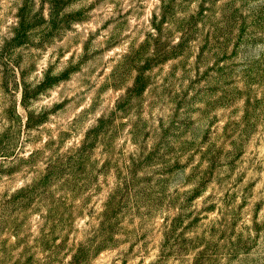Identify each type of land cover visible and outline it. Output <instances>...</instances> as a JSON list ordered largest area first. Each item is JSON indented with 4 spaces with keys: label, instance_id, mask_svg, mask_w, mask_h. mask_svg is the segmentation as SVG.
<instances>
[{
    "label": "rangeland",
    "instance_id": "1",
    "mask_svg": "<svg viewBox=\"0 0 264 264\" xmlns=\"http://www.w3.org/2000/svg\"><path fill=\"white\" fill-rule=\"evenodd\" d=\"M202 2L198 14L208 13L212 24L208 43L218 48L227 40L237 46L243 43L242 49L229 52L249 58L248 67L241 68L246 79L242 77L238 92L222 95L211 119H200L204 114L198 111L180 118L182 105L174 103L164 87L173 67L167 64L157 68L154 81L144 86L138 108L119 105L122 111L117 114L121 92L113 96L106 90L102 107L97 108L110 109L104 130H96L100 117L92 113L77 124L69 102L80 95L77 90L88 92V103L79 106L86 111L104 88L101 80L89 91L87 74H95L99 63L118 61L138 39L132 34L139 18L131 14L124 31L132 39L113 43L115 20L120 19L115 0H65L64 18H73L72 23L59 25L33 70L46 75L53 58L62 74L76 67L57 85V91L66 95L53 96L47 105L28 111L23 106V84L17 80L13 92L11 69L0 68V264H185L190 248L194 251L193 239L215 235L225 219L236 236L233 244L251 251L261 243L264 40L245 37L247 28L236 26V12L228 0ZM63 3L56 0L57 7ZM49 9L51 21V5ZM42 10L36 9V0H0V33L16 31L19 17L18 42L27 40L29 31L44 41L47 33L38 19ZM217 12L220 16L213 21ZM151 16L149 4L148 23ZM146 40L147 33L140 45ZM33 55L22 51L18 59L31 60ZM216 55L209 50L204 57L208 67L203 76L212 82L208 92L213 95L220 80L236 83L228 76L241 67L239 62L229 63L227 54L214 59ZM54 81L49 77L47 84ZM60 103L64 108L53 112ZM37 108L41 115L34 117ZM46 112L51 114L46 117ZM241 123V135L233 140L228 130ZM193 132L200 147L180 161L175 156L185 147L180 137ZM189 162L192 176L199 175L195 184L184 175ZM229 206L228 217H221V208ZM249 229L255 235L245 239ZM226 235L220 232V239Z\"/></svg>",
    "mask_w": 264,
    "mask_h": 264
},
{
    "label": "clouds",
    "instance_id": "2",
    "mask_svg": "<svg viewBox=\"0 0 264 264\" xmlns=\"http://www.w3.org/2000/svg\"><path fill=\"white\" fill-rule=\"evenodd\" d=\"M228 2L230 3V10L236 12V26L244 25L247 28L246 33H244L245 37L247 39L258 37L264 40V0H228ZM149 4L152 9L151 23L145 19ZM50 5L52 20L48 21ZM115 6L120 19L115 20V25L118 27L113 32V43H123L126 39H132V36H136L138 39L127 50V54L118 61L99 63L96 65L95 74H87L89 91L93 90L94 86L98 87L101 80L104 81V88L96 92L92 106L86 111H82L79 106L88 103L86 99L88 92L77 90L80 95L76 96L75 100L69 101L74 106L73 111L77 113V124L86 119L89 113H92L94 117H100L97 121L96 130H104L110 109H103L101 112L97 111V108L102 107L101 101L106 90H112L113 96L116 91L121 92L116 110L117 114L122 111L119 105L130 110L138 108V102L143 98L144 86L154 81L157 76V68L167 64H172L173 67L167 76V83L164 87L169 89L172 101L182 105L179 107L181 119L191 117L193 111L204 114V117L200 119L205 117L211 119L216 114L213 108L220 101V97L222 95L232 97L238 92V86L244 77L241 68L248 67L249 58L237 56L235 52H229V49L234 48L238 51L245 47V44L242 43L237 46L231 40H227L222 48H218L208 43L206 37L209 36L212 24L208 22V13H204L203 17L198 14V9H202L204 6L202 0H115ZM41 7L43 10L38 19L41 20L40 26L47 33L44 41L29 31L27 40L18 42V32L22 30L19 17H17L16 31L0 33V68L8 67L11 69L13 92L17 91L15 87L17 80L23 84V106L28 111H32L37 104L47 105L53 96L59 98L66 95V93L57 91V85L62 80L68 79L72 72L77 70L76 67H73L67 72V75L62 74L55 67L54 58L51 61L53 67L46 75H38L33 70L36 65L41 64L40 56L43 54L41 50L46 47L47 43L55 39L59 25L63 22L67 26L72 23L73 19L71 17L64 18L65 0L62 7H57L56 0H43L42 4L41 0H36V9ZM128 9L132 10L131 13H127ZM131 14H135L139 19L138 26L132 36H129L124 31L128 27L124 21ZM219 16L220 13L217 12L213 21L217 20ZM50 24L51 30H48ZM145 33H147V40L141 46L139 41L144 39ZM209 50L217 54L214 59H219L220 55L227 54L231 57L229 63L234 65L239 62L241 66L228 76V79L235 80L236 83L225 84L224 80H220L219 91H216L214 95L208 92L212 82L203 76L205 68L208 67L204 57L209 55ZM22 51L35 53V55L32 56L31 60L21 61L18 59V55ZM64 60L69 64H74L67 57H64ZM219 66L217 65V67ZM101 70H103L102 77L100 76ZM49 77L55 78L50 86L47 84ZM244 78L246 79V77ZM236 98L238 99V96ZM64 106V103L57 104L55 108H52V111H61ZM233 106L235 107V103ZM32 114L37 117L41 115V112L37 108ZM50 114V112H46L44 115L47 117ZM200 119H197V125L200 123ZM242 128L243 123L239 127L233 125L228 130V135L236 140L240 137ZM94 134L95 132L90 133L89 138ZM180 140L185 145L182 150H177L175 153L176 158L180 161L183 160L184 155H194L196 149L200 147L199 137L195 132L191 135H182ZM192 167V163L189 162L184 167V175L191 177L195 184L199 180V175L192 176L189 172ZM195 171L200 175L203 174L200 169H195ZM231 207L221 208L220 216L228 217ZM258 227L264 228V216H262L261 224ZM217 228L220 231L215 235L209 236L204 233L193 239L192 248L194 251L190 248L191 255L186 259L185 264H264V231L261 232V243L249 251L241 243H232L236 240V236L231 235L232 229L229 219L222 221L217 225ZM220 232L227 233L224 239H220ZM254 235L249 229L245 234V239L249 236L254 237ZM193 257H196L195 261Z\"/></svg>",
    "mask_w": 264,
    "mask_h": 264
}]
</instances>
